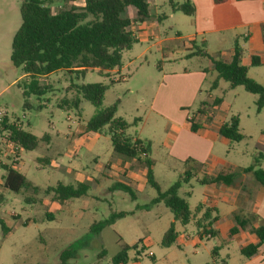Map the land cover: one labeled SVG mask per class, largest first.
<instances>
[{"label": "rangeland", "instance_id": "rangeland-1", "mask_svg": "<svg viewBox=\"0 0 264 264\" xmlns=\"http://www.w3.org/2000/svg\"><path fill=\"white\" fill-rule=\"evenodd\" d=\"M22 1L0 0V109L6 111L9 120L19 122L24 130L38 138L46 134L47 138L39 141L33 150L22 149L19 162L15 165L17 171L39 191L14 192L0 186V219L10 229L2 237L0 227V264H58L65 250L72 252L68 264H114L112 258L125 245L128 246L127 261L123 264L210 263L212 257L215 258L211 253L212 247L219 246L222 240L218 236L203 235L204 225L209 222L204 216L207 208H195L211 194L212 189L199 182L208 175L195 173L190 166L166 158L162 146L164 122L160 120L157 128L153 126L157 134L152 142L147 143L149 156L154 165V179L162 189L188 173V182L182 183L178 190L190 210L189 222L184 225L173 220L171 211L162 202H151L156 191L144 180L137 185L132 184L118 171L134 166L133 157L114 152L106 133L83 132L82 128L95 111L89 101L81 99L80 116L74 109H61L56 105L61 98L74 94V90H66L71 84L101 83L106 86L103 106L118 99L120 103L116 116L129 124L126 134L132 138L141 135L144 140L152 131L151 123L141 130V134L138 132L142 121L150 115L149 102L161 71L191 69L208 62L184 56L187 51L183 49V44L189 41L184 35L193 31L190 16L180 11L171 13L168 0H149L151 15L147 21L156 22L159 38L166 39L165 42L158 47L155 45L157 38L137 39L122 52L121 66L116 68L119 72L99 74L96 69H89L82 75H76L59 70L47 78H40L38 83L47 88L42 95L30 94L27 97L31 105L27 109L22 105V89L17 81L27 82L28 78L23 76L21 67H15L9 58L11 41L20 25ZM82 3L83 0H76L74 5L81 6ZM47 4L57 11L69 3L47 0ZM162 14L166 17L158 21L157 15ZM176 32L183 37H178ZM200 40L201 36H198L196 42L200 44ZM148 46L151 49L142 56ZM210 53L218 59V52ZM158 64L161 69L156 67ZM253 70L250 75H254ZM121 76H125L126 80L114 81L115 77ZM208 87L206 83L202 96L209 91ZM211 93L219 99L214 112H220L225 121L236 115L243 135L239 141L227 139L224 143H216L214 152L237 166L264 169V105L258 111L255 94L245 91L242 86L232 88L223 79ZM39 104L41 108H38ZM212 106L206 107L207 112L213 110ZM197 109L198 105L189 111L190 118ZM5 148L2 134L0 162L10 164ZM108 167L113 169L112 175L107 173ZM3 174L4 169L0 166V181ZM79 179L88 184L86 194L80 197L60 202L52 199L51 193L45 192L48 186H55L58 182L70 184ZM27 197L33 201H26ZM115 213L124 215L100 230L90 229L93 222L106 220ZM171 222L178 231V238L165 247L161 239ZM198 237L200 244L194 246L190 239ZM228 244L227 248L219 249L220 257L228 253L238 258L237 243L232 241Z\"/></svg>", "mask_w": 264, "mask_h": 264}, {"label": "trees", "instance_id": "trees-1", "mask_svg": "<svg viewBox=\"0 0 264 264\" xmlns=\"http://www.w3.org/2000/svg\"><path fill=\"white\" fill-rule=\"evenodd\" d=\"M67 1V5L53 11L47 0H23L19 9L20 25L11 41L10 61L15 67H21L23 76L28 78L17 81L21 87L23 107L30 108L27 101L30 94L42 95L47 87L41 86L38 81L42 76L65 70L70 74L82 75L89 69H96L99 74H108L111 70L121 66L122 52L136 41L130 27L133 23H141L150 17L149 0H84L81 6H75L74 0ZM226 0H213L214 3H223ZM174 11L190 15L193 7L190 1H184L172 6ZM262 39L264 41V23L261 24ZM244 50L238 44L234 45L233 53L228 62L214 59L207 52L197 46L191 53L192 56L207 57L211 60L216 77L211 83L215 88L220 79L226 81L230 87L242 86L249 93L257 96L255 105L259 111L264 105V83H259L247 74V67L241 63ZM259 62L255 56L251 57V65ZM22 82V83H21ZM67 91L74 90L70 97H63L57 102L61 109H74L80 116L81 99L89 101L95 108L93 115L85 123V131L93 133H106L109 135L112 150L116 153L141 159L146 166V182L156 191V196L151 202H162L172 213L173 219L181 224H186L190 219V210L185 198L178 194L182 183H187L188 173L166 189H161L154 179L151 169V159L148 157V144L140 139H134L126 134L129 124L121 117L116 116L119 100L103 106V97L106 86L101 83H86L69 85ZM42 105L39 104L38 108ZM205 112L199 108L196 114ZM16 121L8 117L0 123V135L7 133V138L23 150L35 149L39 141L46 138V134L38 138L29 131L24 130ZM189 128L193 131L199 126L194 116L187 120ZM218 133L232 141H239L243 135L239 130V120L236 115L221 124ZM4 169L2 185L4 188L19 192L20 190L37 193L39 188L33 185L24 175L18 172L11 164H1ZM244 172H252L254 178L264 186V169L247 166L241 168ZM235 173L228 171L216 176L202 177L199 182L234 184ZM88 190L86 183L63 184L56 183L48 186L46 193L52 194V199L66 201L85 195ZM26 201H33L27 197ZM198 210V207L196 208ZM124 213H115L106 220L93 222L91 230H100L103 226L113 222L115 218ZM206 215V213H205ZM237 224L242 227L243 222L237 219ZM1 236L9 233V228L0 219ZM236 228L231 229V233ZM258 237L257 244H249L241 249L245 256L255 254L258 247L264 243V221L255 229ZM177 237L174 224L171 223L163 233L161 244L165 247L172 245ZM125 245L112 261L114 264L127 261ZM72 252L65 250L59 257L58 264H68Z\"/></svg>", "mask_w": 264, "mask_h": 264}, {"label": "crops", "instance_id": "crops-1", "mask_svg": "<svg viewBox=\"0 0 264 264\" xmlns=\"http://www.w3.org/2000/svg\"><path fill=\"white\" fill-rule=\"evenodd\" d=\"M184 1L168 0L170 12H179L174 11L172 6ZM188 1L193 7V13L188 15L193 31L184 35L185 38L189 39L186 44H183V49L187 51L184 56L192 57L191 53L195 48L201 46L214 59L217 58L212 56L210 52H218V59L228 62L233 53L234 45L238 44L244 50L241 63L247 67L248 76L259 83H264V41L261 33V24L264 23V0H226L219 4L214 3L213 0ZM153 4L155 3L153 2ZM163 17L166 15H157V20L160 21ZM130 29L136 40L157 38L155 45L158 47L159 44L166 41V39L159 38L160 33L156 22L146 19L141 23H133ZM176 35L183 37L179 32H176ZM198 36H201L200 44L196 42ZM150 49L151 46L146 47L141 55L145 56V52ZM252 56L257 58L258 65H251ZM193 57L206 59L208 62L206 65H198L191 69L161 71L149 102L150 115L142 121L138 134H141V130L145 129L149 123L152 125V131L144 140L140 138L141 135L134 137V139H140L148 144L152 142V138L157 134V129L155 131L153 126L157 128L158 122L161 120L164 122L162 146L165 148L167 159L188 165L195 173L207 174V177L228 171L234 172L233 185L205 184L212 191L210 195L206 196L204 203L198 205L199 209L207 208L204 216L209 219L207 225H204L203 235L206 236L208 232L209 236L206 237L218 236L222 240L219 246L214 245L211 250V253L218 259L212 257V261L206 264H264V243L251 256L247 257L241 253L243 247L258 243L254 229L264 221V186L254 178L251 172L241 170L245 167L229 163L214 152L216 143H224L223 141L227 140L218 133L221 124L227 121L220 112H214L218 108L219 99L211 93L210 86L216 77L211 60L207 57ZM156 67L161 69L159 64ZM251 69H254V75H250ZM110 72L119 71L115 68ZM47 76L41 78H47ZM119 80H126L125 76L114 78V81ZM206 83L209 85V91H205V95L202 96ZM196 105L205 113L203 115L194 114V120L199 126L193 131L189 128L187 120L190 118L189 111ZM211 105L213 106L210 108L213 110L207 112L206 107ZM82 130L87 133L85 125ZM148 157L150 158L149 152ZM133 159L134 166H128L127 170L119 169L118 171L122 172L127 181L132 184L137 185L140 180L146 182L147 169L142 158L133 157ZM1 164L6 163L0 162V166ZM225 167L227 169H224ZM151 169H154L153 164H151ZM107 173L112 175L113 169L108 167ZM80 180L75 183H84ZM0 186H3L2 179ZM237 219L243 222L242 227L237 224ZM171 223L174 224V222ZM233 228L236 230L231 233ZM175 231L177 232L176 242L178 238L176 228ZM190 240L194 246L200 244L199 237ZM232 241L237 243L240 256L234 258L230 254L224 253V257H220L219 249L227 248L228 243Z\"/></svg>", "mask_w": 264, "mask_h": 264}, {"label": "built area", "instance_id": "built-area-1", "mask_svg": "<svg viewBox=\"0 0 264 264\" xmlns=\"http://www.w3.org/2000/svg\"><path fill=\"white\" fill-rule=\"evenodd\" d=\"M5 117H8L7 113L5 110L0 109V123L4 120ZM15 121V120H13ZM16 125L19 124V122L16 121L15 123ZM3 134V138L6 142V148H5V152H6V157L7 159H10L11 161V165L15 168V165L18 164L19 162V154L20 151L22 150V148L18 147L14 142L10 141L7 138V133H2ZM206 236H209V233H206Z\"/></svg>", "mask_w": 264, "mask_h": 264}]
</instances>
